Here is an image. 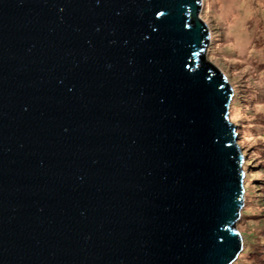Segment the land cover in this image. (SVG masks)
Returning <instances> with one entry per match:
<instances>
[{
	"label": "water",
	"instance_id": "obj_1",
	"mask_svg": "<svg viewBox=\"0 0 264 264\" xmlns=\"http://www.w3.org/2000/svg\"><path fill=\"white\" fill-rule=\"evenodd\" d=\"M201 0H0V264H233L245 156Z\"/></svg>",
	"mask_w": 264,
	"mask_h": 264
},
{
	"label": "rangeland",
	"instance_id": "obj_2",
	"mask_svg": "<svg viewBox=\"0 0 264 264\" xmlns=\"http://www.w3.org/2000/svg\"><path fill=\"white\" fill-rule=\"evenodd\" d=\"M201 1L210 31L205 57L234 91L229 118L245 156L244 207L236 223L244 249L236 261L264 264V0Z\"/></svg>",
	"mask_w": 264,
	"mask_h": 264
},
{
	"label": "trees",
	"instance_id": "obj_3",
	"mask_svg": "<svg viewBox=\"0 0 264 264\" xmlns=\"http://www.w3.org/2000/svg\"><path fill=\"white\" fill-rule=\"evenodd\" d=\"M247 199V198H246ZM249 251V250H248ZM250 252H252V250L250 249V251H249V253ZM244 254V253H243ZM242 257L240 256L239 258H237V259H241ZM233 264H237V261L236 262H234ZM256 264H258V263H256Z\"/></svg>",
	"mask_w": 264,
	"mask_h": 264
},
{
	"label": "bare ground",
	"instance_id": "obj_4",
	"mask_svg": "<svg viewBox=\"0 0 264 264\" xmlns=\"http://www.w3.org/2000/svg\"><path fill=\"white\" fill-rule=\"evenodd\" d=\"M244 199H245V195H244Z\"/></svg>",
	"mask_w": 264,
	"mask_h": 264
}]
</instances>
